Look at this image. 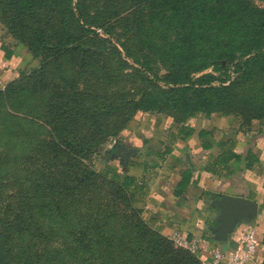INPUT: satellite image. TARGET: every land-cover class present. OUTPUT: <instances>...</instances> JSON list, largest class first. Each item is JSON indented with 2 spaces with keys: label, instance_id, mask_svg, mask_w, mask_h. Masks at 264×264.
Listing matches in <instances>:
<instances>
[{
  "label": "rangeland",
  "instance_id": "374dc122",
  "mask_svg": "<svg viewBox=\"0 0 264 264\" xmlns=\"http://www.w3.org/2000/svg\"><path fill=\"white\" fill-rule=\"evenodd\" d=\"M244 1L264 9L263 0ZM147 3L71 0L76 14L72 30L78 34L84 26L89 31L81 41L86 59L81 60L78 54L62 63H50L42 80L44 88L27 82L30 93L22 99L9 102L0 98V264H129L131 254L150 252V236L137 239L133 210L149 231L167 241L164 250L181 251L172 235L163 234L157 226L156 213L146 214L141 196L99 176L108 164L123 173L128 170L129 161L134 163L139 152L146 151L135 147L137 135L150 137L149 129L154 125L160 122L164 126L162 120L173 119L172 114L152 107L149 98L174 87L169 83L174 63L171 48L180 42L181 31L170 21L169 12L153 18ZM0 27L1 41L18 50L20 60L11 66L18 75L9 82L0 77V92H4L9 83L23 82V72L39 69L41 60L9 32L1 18ZM246 39L244 31L235 36L231 56L226 59H220L219 50H213V64L191 72L187 86L230 87L226 99L242 117L222 113L209 117L249 121L264 133V118L252 117L254 109L264 103V33L253 36L261 54L255 50L247 55ZM63 91L86 96L99 93L116 107L108 116L101 111L95 124L81 116L66 117L62 122L65 137L93 145L95 152L80 161L70 152L59 154L43 146L50 134L56 137L58 133L60 126L48 116V109ZM87 170L98 174L85 181L82 175ZM100 228L105 230L102 242ZM84 231L89 239L88 253L82 252L78 242ZM164 260L156 262L146 254L131 264H159Z\"/></svg>",
  "mask_w": 264,
  "mask_h": 264
},
{
  "label": "trees",
  "instance_id": "16d2710c",
  "mask_svg": "<svg viewBox=\"0 0 264 264\" xmlns=\"http://www.w3.org/2000/svg\"><path fill=\"white\" fill-rule=\"evenodd\" d=\"M67 1L68 5L65 0H0L2 23L7 26L14 37L27 44L34 57L41 60L39 69H33L29 74L23 72L21 75L23 82L9 83L4 92H0V98H6L9 102L22 99L30 93L27 91V82L36 84L38 89L44 88L45 83H42V80L50 63L61 62L67 57L73 59L78 54L81 60L86 59L81 41L86 39L89 31L84 26L78 34H75L76 30H72L76 14L70 5L71 0ZM147 2L153 11V18L169 12L170 21L175 24V28L181 31L180 42L172 45L171 48L174 63L169 83L174 87L161 90L162 95H151L149 102L152 107L155 106L156 110L172 114L174 123L182 127L181 130L186 136H190L194 131L184 124L199 115L209 117L212 113H222L227 116L242 117V114L236 112L235 107L227 101L231 91L230 87L206 86L203 88V84L187 86L188 78L191 72L203 71L213 64L215 61L211 55L213 50H219L220 59L231 56L229 49L232 39L239 36L242 31L246 33L248 39L246 40L249 42L246 54L251 55L255 50L261 54L254 46L253 36L264 33V9L253 7L244 0H147ZM208 47H211L210 51L207 50ZM2 49L5 51V57L11 59L13 52L4 45ZM185 71L186 74L183 73ZM211 82L212 80L209 79V84ZM86 94L75 92L69 94L63 91L58 101L49 105L48 116L51 120H56V124L60 127H57L56 137L50 134L43 142V146L59 154L70 152L78 161L90 157L95 152L93 145L86 144L84 141L73 142L68 139L69 137H65L64 131L66 130L62 128V122L66 117L81 116L86 120L92 119L95 124L101 111L105 110L104 115L108 116L116 108L114 104H110L107 96L99 93H91L90 96ZM253 114V119L264 118V103L256 107ZM246 122L242 125L249 129L251 123ZM199 136L204 137L206 133L200 132ZM235 157L236 155L232 153V158ZM97 174L92 170H87L82 177L88 181L93 180ZM99 176L115 183L127 193L139 197L143 195L144 185H141L136 177L120 172L116 168L106 166ZM192 180V172L183 173L176 194H181ZM133 214L136 216L135 230H138L139 234L137 239L143 235L150 236V252L141 251L139 255L131 254V258L127 261L129 264L134 262V258L138 256L144 258L146 254L154 258L156 262L157 259L165 258L162 263L166 264H199L201 261L199 257L185 249L181 248V251L177 252L164 250L165 247L168 248L167 241L149 231L147 225L137 217L134 210ZM72 230L73 234H76V230ZM1 233L3 231L0 232L2 236ZM99 233L101 235L99 242H102L105 230L100 228ZM80 234L81 239L78 242L81 250L88 253L90 249L88 234L86 231ZM2 243L0 242V245ZM260 264H264V259Z\"/></svg>",
  "mask_w": 264,
  "mask_h": 264
},
{
  "label": "crops",
  "instance_id": "0c3cea01",
  "mask_svg": "<svg viewBox=\"0 0 264 264\" xmlns=\"http://www.w3.org/2000/svg\"><path fill=\"white\" fill-rule=\"evenodd\" d=\"M3 45L8 47L0 39V77L9 82L18 75L11 66L20 62L19 52L8 47L13 54L7 59ZM162 122L164 126L159 122L149 129L150 137H145V133L137 135L135 147L146 151L139 152L134 163L129 161L128 170L124 171L144 185L140 200L145 203L146 214L156 213L157 226L163 234L179 231L199 239L203 255L212 247L227 252L241 249L242 235L255 228L261 262L264 259L263 129L254 124L248 129L234 117L199 116L184 124L194 131L186 136L173 119ZM200 132L206 136L200 137ZM187 171L193 173V180L177 195L181 176ZM222 194L251 199L257 204L255 216L248 222L238 219L236 230L227 239H218L212 233L221 226V210L215 202Z\"/></svg>",
  "mask_w": 264,
  "mask_h": 264
},
{
  "label": "built area",
  "instance_id": "2783aa9c",
  "mask_svg": "<svg viewBox=\"0 0 264 264\" xmlns=\"http://www.w3.org/2000/svg\"><path fill=\"white\" fill-rule=\"evenodd\" d=\"M240 240L241 249L227 252L220 247H212L205 252L206 255H203L199 246L200 240L193 235H184L179 231L172 235V241L176 246L197 255L205 264H260L257 229L253 228L246 231Z\"/></svg>",
  "mask_w": 264,
  "mask_h": 264
},
{
  "label": "water",
  "instance_id": "95a60500",
  "mask_svg": "<svg viewBox=\"0 0 264 264\" xmlns=\"http://www.w3.org/2000/svg\"><path fill=\"white\" fill-rule=\"evenodd\" d=\"M215 205L221 210V226L219 230H212V233L218 239H227L236 230L238 219L248 222L255 216L257 204L251 199L222 194Z\"/></svg>",
  "mask_w": 264,
  "mask_h": 264
}]
</instances>
